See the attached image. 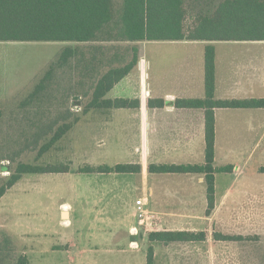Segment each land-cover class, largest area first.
<instances>
[{
    "label": "rangeland",
    "instance_id": "rangeland-1",
    "mask_svg": "<svg viewBox=\"0 0 264 264\" xmlns=\"http://www.w3.org/2000/svg\"><path fill=\"white\" fill-rule=\"evenodd\" d=\"M221 1L186 0L185 26H191L198 15L211 14ZM101 45L105 51L117 47L118 55L131 46L123 42ZM65 47L76 52L70 68L53 69L55 86L29 104L28 96ZM205 48L168 43L146 46L144 53L152 61L151 79L167 92L178 75L187 76V69L191 70L198 92L194 96L203 98ZM213 49L218 68L233 70L241 61H264V43L228 42ZM79 50L78 43L0 42L1 78L6 71L8 85L16 89L0 97V187L19 163L69 169L65 174L23 175L0 198V264L19 255L28 264H145L149 246L153 264H264V110L216 109L214 166L217 171L219 167L230 170L216 173L217 208L212 212L215 216L206 217L201 176L146 170L154 158L162 159L172 147L157 146L149 152L139 119L131 126L124 122L112 127L110 110L88 108L91 97L77 95L75 91L83 87ZM110 57L108 52L104 61ZM140 79L144 88V72ZM219 80L218 75L217 85ZM225 94L218 86L214 98ZM138 95L143 101L142 88ZM63 124L70 126L67 132L40 155V148ZM175 138L192 140L191 146L183 148L188 158L181 164L203 161L200 122L197 129L162 131V140L171 144ZM116 163H136L141 171L131 175L83 172L87 166ZM141 198L151 217L143 226L134 207ZM65 209L66 217L62 216ZM152 231H202L207 238L164 245L147 240ZM214 231L245 237L241 242L214 244Z\"/></svg>",
    "mask_w": 264,
    "mask_h": 264
},
{
    "label": "trees",
    "instance_id": "trees-1",
    "mask_svg": "<svg viewBox=\"0 0 264 264\" xmlns=\"http://www.w3.org/2000/svg\"><path fill=\"white\" fill-rule=\"evenodd\" d=\"M186 0H0V42H144V41H200V42H264V0H222L211 14L198 15L191 26H185L188 17ZM130 52V55L128 54ZM76 52L69 47L62 50L56 63L44 74L41 82L27 98V102L43 97L54 87L53 69L70 68ZM120 66L110 68L93 85V95L88 108L128 109L137 108L138 100L104 99L105 94L139 61L136 46L115 55ZM110 61V60H108ZM203 99L174 102L176 108L201 109L204 112V155L200 165H153L147 167L150 174H198L205 185L206 209L209 216L214 209V143L215 109H264V99L215 100L214 99V49L207 45L204 53ZM25 104V103H24ZM162 106V102L158 103ZM63 124L48 143L39 150L45 153L69 129ZM2 169L7 170V167ZM68 167H37L19 163L0 187V198L23 175L65 174ZM222 171L230 168H222ZM85 173L131 175L140 172L138 164L124 163L113 166H87ZM218 241H241L238 236L213 233ZM150 243L204 242L205 232L152 231ZM2 260V259H0ZM145 264H153L154 252L149 246ZM7 264H28L19 255Z\"/></svg>",
    "mask_w": 264,
    "mask_h": 264
},
{
    "label": "crops",
    "instance_id": "crops-1",
    "mask_svg": "<svg viewBox=\"0 0 264 264\" xmlns=\"http://www.w3.org/2000/svg\"><path fill=\"white\" fill-rule=\"evenodd\" d=\"M102 43H116V42H87V43H78L80 46L79 50V74H80V84L83 85V88H79L80 97H92L93 95V85L106 73L110 68H116L120 66V61H114V56L117 55L118 49L117 47L113 49H109L105 51V47L101 45ZM125 44H130V47L136 46L138 48V57L139 60L137 64L131 69V71L124 76L118 83H116L104 96V99L115 100V99H127V100H138L139 106L137 108H128V109H101V110H110L112 117L110 118V124L112 127L118 128L119 124L124 125L126 122L128 125L136 124L137 119H139L140 128L144 130L142 135H144L145 144L150 148L154 149L157 146L164 147H172L168 148L170 152L167 153L162 159L156 157L153 160V165H200V164H191L189 162L185 164H181L188 158L187 153L183 156L184 147H188L192 145V140L190 142L186 141H178L175 138V141L171 144L167 140H162V131L165 130H192L193 127L198 126L200 122L204 127V112L201 109H189V108H176L174 106V102L179 99L192 100V99H203V98H195L194 95H197L196 85L193 86L191 81V70L186 71L187 76L178 75L175 83L173 84L172 90H168L167 92L161 89V85H157L156 81L151 79L150 71L152 69V61H148L147 56L144 53L146 50V46L148 45H161V44H172V45H201L207 46L210 45L214 48V46L218 44H227L228 42H200V41H144V42H123ZM253 44H263L264 42H252ZM66 44V43H64ZM66 46V45H65ZM66 48V47H65ZM71 48V47H69ZM72 49V48H71ZM73 50V49H72ZM215 50V49H214ZM109 52L111 55L110 61H104L106 54ZM142 59V61H141ZM68 69V68H63ZM144 72L146 77L145 87L140 86L141 84V73ZM228 73L232 75V77H228ZM134 74V79L130 78ZM219 75V85H217V76ZM0 75V97L8 96V92L12 90L16 91L15 88H12L13 85H8V78L6 75V71H4V78H1ZM139 80V86H138ZM8 82V83H7ZM203 86H204V64H203ZM218 86L226 91V94L223 98L215 99V100H245V99H264V61H241L237 68H233V70L226 67H219L217 61H215V53H214V95L218 89ZM142 88L144 90V99L140 98L139 90ZM196 92V93H195ZM142 97V96H141ZM140 100V101H139ZM162 102V106L159 107L158 103ZM222 110H247V109H222ZM248 110H256V109H248ZM264 110V109H257ZM216 109L214 110L215 117V143H214V162L215 158V150H216ZM201 114V115H200ZM121 116V118H120ZM123 116H126L127 119H122ZM117 119H114V118ZM135 117V119H134ZM120 119V120H119ZM153 131H158L157 134H152ZM189 134V133H188ZM203 142H204V134H203ZM174 149V152L171 150ZM204 155V150H203ZM204 158V157H203ZM168 161V162H166ZM214 212L217 208V204L215 203V195H216V173L226 172L221 169L224 167H219L218 171L214 166ZM116 164H124V163H116ZM115 164V165H116ZM136 164V163H131ZM139 165V164H138ZM150 165V164H148ZM147 165V167H148ZM140 166V165H139ZM146 167V170H147ZM141 171V168H140ZM150 174V173H149ZM181 175H198V174H181ZM202 177V175H199ZM204 183V179H203ZM205 186V185H204ZM235 187L229 189L228 193L234 190ZM206 200V199H205ZM229 199L226 198V202ZM63 213H66V216L69 215L67 213V209ZM211 212V213H212ZM62 213V216H63ZM211 215V214H210ZM209 215V216H210ZM206 216V217H209ZM212 216L213 215L212 213ZM243 220V216L238 218V221L241 222ZM193 232V231H192ZM213 233H220L225 236H234V237H242L245 236L241 234H226L221 232L214 231ZM213 233L211 236L212 243H226V242H241V241H218L213 238ZM207 238V235H206Z\"/></svg>",
    "mask_w": 264,
    "mask_h": 264
},
{
    "label": "built area",
    "instance_id": "built-area-1",
    "mask_svg": "<svg viewBox=\"0 0 264 264\" xmlns=\"http://www.w3.org/2000/svg\"><path fill=\"white\" fill-rule=\"evenodd\" d=\"M145 199L144 198H141V199H138L135 201V210H136V213H137V216L138 218L140 219L139 220V225L140 226H143V222L144 220H149L151 217H147V210L145 209ZM134 231L136 229H133Z\"/></svg>",
    "mask_w": 264,
    "mask_h": 264
},
{
    "label": "bare ground",
    "instance_id": "bare-ground-1",
    "mask_svg": "<svg viewBox=\"0 0 264 264\" xmlns=\"http://www.w3.org/2000/svg\"><path fill=\"white\" fill-rule=\"evenodd\" d=\"M63 216H65V217H66V213H63Z\"/></svg>",
    "mask_w": 264,
    "mask_h": 264
},
{
    "label": "water",
    "instance_id": "water-1",
    "mask_svg": "<svg viewBox=\"0 0 264 264\" xmlns=\"http://www.w3.org/2000/svg\"><path fill=\"white\" fill-rule=\"evenodd\" d=\"M65 217V216H64Z\"/></svg>",
    "mask_w": 264,
    "mask_h": 264
}]
</instances>
